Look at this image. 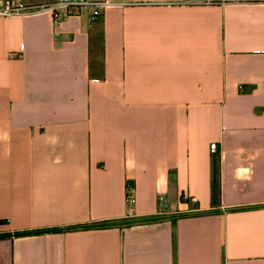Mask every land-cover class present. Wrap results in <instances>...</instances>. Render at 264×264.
<instances>
[{
  "label": "crops",
  "instance_id": "1",
  "mask_svg": "<svg viewBox=\"0 0 264 264\" xmlns=\"http://www.w3.org/2000/svg\"><path fill=\"white\" fill-rule=\"evenodd\" d=\"M114 1L0 15V264H264V0Z\"/></svg>",
  "mask_w": 264,
  "mask_h": 264
},
{
  "label": "built area",
  "instance_id": "2",
  "mask_svg": "<svg viewBox=\"0 0 264 264\" xmlns=\"http://www.w3.org/2000/svg\"><path fill=\"white\" fill-rule=\"evenodd\" d=\"M206 5H219L234 0H200ZM119 5L114 0H53L42 4H26L20 0H3L0 3L1 16H27L47 12L55 22L65 18L88 12L89 20L93 21L103 15L105 9ZM212 151H216V146H211ZM126 204L131 206L135 202V190L132 185L126 186ZM161 208L166 207V200L163 195L158 196Z\"/></svg>",
  "mask_w": 264,
  "mask_h": 264
},
{
  "label": "trees",
  "instance_id": "3",
  "mask_svg": "<svg viewBox=\"0 0 264 264\" xmlns=\"http://www.w3.org/2000/svg\"><path fill=\"white\" fill-rule=\"evenodd\" d=\"M214 168H213V196L214 198L218 197L219 195V172L217 161L214 159Z\"/></svg>",
  "mask_w": 264,
  "mask_h": 264
}]
</instances>
